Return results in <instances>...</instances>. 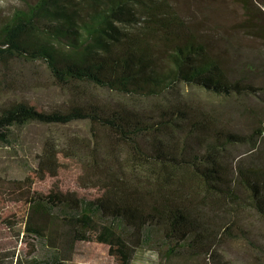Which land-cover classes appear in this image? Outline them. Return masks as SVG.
Masks as SVG:
<instances>
[{
    "label": "trees",
    "instance_id": "16d2710c",
    "mask_svg": "<svg viewBox=\"0 0 264 264\" xmlns=\"http://www.w3.org/2000/svg\"><path fill=\"white\" fill-rule=\"evenodd\" d=\"M13 55L44 62L59 82L91 83L129 96L154 98L179 85L218 97L252 93L251 86L228 79L163 0H35L0 28V59ZM191 121L178 105L148 114L92 105L51 112L27 104L7 109L0 115L1 144L10 145L16 131L34 123L81 122L108 130L126 151L99 158L91 139L88 161L107 169L96 178L103 193L91 199L65 193L56 205L32 204L23 233L36 240V252L0 248V264H76L60 258V239L107 246L114 264H132L139 249H155L173 264L186 257L185 250H209L205 242L213 235H227L241 203L264 222V171L240 173L235 182L222 161L223 149L245 138L222 134L202 119L175 141L170 134L184 133L181 123ZM195 131L206 142L202 153L187 152ZM59 154L45 149L35 160L37 170L56 176ZM239 187L245 198L236 194ZM213 195L217 204H231L230 223L207 215Z\"/></svg>",
    "mask_w": 264,
    "mask_h": 264
},
{
    "label": "rangeland",
    "instance_id": "374dc122",
    "mask_svg": "<svg viewBox=\"0 0 264 264\" xmlns=\"http://www.w3.org/2000/svg\"><path fill=\"white\" fill-rule=\"evenodd\" d=\"M163 1L181 18L187 32L204 44L228 79L251 86V94L218 97L179 85L154 98L129 96L91 83L59 82L44 62L13 55L0 59V115L20 104L41 112L92 105L107 112L125 109L145 114L178 105L189 113L192 121L181 123L184 133L170 134L175 141L192 132L193 123L204 119L222 134L245 138L222 151V161L235 182L240 173L264 171V0ZM34 3L35 0H0V28L16 10ZM91 139L98 147L99 158H106V154L122 157L126 151L108 130L81 122L66 126L34 123L16 131L10 145L0 143V248H16L27 256L36 252V240L23 233V217L32 204L56 205L58 195L65 193L89 199L103 193L96 178L107 169L97 165L92 168L88 161L94 145ZM192 139L194 142L186 144L187 152L202 153L206 145L203 136L195 131ZM69 148L76 155H71ZM45 149L60 152L54 177L37 170L35 160ZM235 190L238 197L245 198L240 195L241 187ZM217 199L215 195L209 197L207 215L217 222L221 219L230 223L227 220L232 215L231 204H217ZM239 205L234 212L238 216L230 223V235L217 238L213 235L205 242V246H211L209 250H185L186 257L174 259L173 264H264V222L255 212L242 209V203ZM235 207L232 204L231 208ZM104 247L60 239L58 253L62 260L68 261L72 253L79 252L84 259L79 257L81 263L76 264H93L92 260H97L96 264H114L107 256V246ZM102 248L104 253L97 257V250ZM166 263L155 249H139L132 261V264Z\"/></svg>",
    "mask_w": 264,
    "mask_h": 264
},
{
    "label": "crops",
    "instance_id": "0c3cea01",
    "mask_svg": "<svg viewBox=\"0 0 264 264\" xmlns=\"http://www.w3.org/2000/svg\"><path fill=\"white\" fill-rule=\"evenodd\" d=\"M99 246H103V245H99ZM104 247V246H103ZM105 248V247H104ZM104 248H102L101 250H97V257H101V255H102V253H104L103 251V249ZM106 249V248H105ZM99 251H100V253H99ZM106 253H107V251H106ZM79 255V257H80V259H84V258H82L81 257V254L79 253L78 254ZM107 256H108V258L111 260V261H113L112 260V258L108 255V253H107ZM74 257H75V254L74 253H72V255H71V257L68 259V261H70V262H73V263H81V260H80V262H76L75 260H74ZM93 262V264H96V263H98L97 262V260H92ZM83 263V262H82Z\"/></svg>",
    "mask_w": 264,
    "mask_h": 264
},
{
    "label": "bare ground",
    "instance_id": "6f19581e",
    "mask_svg": "<svg viewBox=\"0 0 264 264\" xmlns=\"http://www.w3.org/2000/svg\"><path fill=\"white\" fill-rule=\"evenodd\" d=\"M79 252H75V257H74V260L76 261V262H80L79 261Z\"/></svg>",
    "mask_w": 264,
    "mask_h": 264
}]
</instances>
